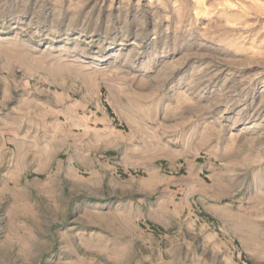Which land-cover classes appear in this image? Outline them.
<instances>
[{
	"label": "rangeland",
	"instance_id": "374dc122",
	"mask_svg": "<svg viewBox=\"0 0 264 264\" xmlns=\"http://www.w3.org/2000/svg\"><path fill=\"white\" fill-rule=\"evenodd\" d=\"M0 264H264V0H0Z\"/></svg>",
	"mask_w": 264,
	"mask_h": 264
}]
</instances>
